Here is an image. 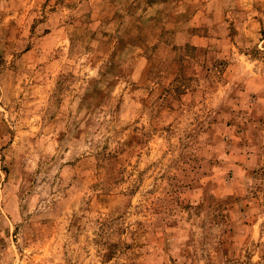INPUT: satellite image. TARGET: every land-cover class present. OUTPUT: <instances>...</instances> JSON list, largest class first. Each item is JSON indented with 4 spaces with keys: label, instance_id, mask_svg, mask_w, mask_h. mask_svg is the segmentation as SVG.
<instances>
[{
    "label": "rangeland",
    "instance_id": "obj_1",
    "mask_svg": "<svg viewBox=\"0 0 264 264\" xmlns=\"http://www.w3.org/2000/svg\"><path fill=\"white\" fill-rule=\"evenodd\" d=\"M163 2L0 0V264H264V0Z\"/></svg>",
    "mask_w": 264,
    "mask_h": 264
},
{
    "label": "crops",
    "instance_id": "obj_2",
    "mask_svg": "<svg viewBox=\"0 0 264 264\" xmlns=\"http://www.w3.org/2000/svg\"><path fill=\"white\" fill-rule=\"evenodd\" d=\"M157 1H160V0H157ZM162 1H164L166 4H169V1H172V2H184L185 0H162ZM212 1L213 0H209V1H207V0H201V2H199V4H197L195 7H194V10H197L198 9V12H199V17H201L200 15H201V13H200V11H201V9L203 8V10L205 11V9H206V7L208 6V4H210L209 5V8H212ZM163 2V3H164ZM187 3H189V2H187ZM187 3H185V4H187ZM217 5H215V6H213V7H215V8H217L216 7ZM219 9H220V7H219ZM202 12V11H201ZM203 13V12H202ZM196 19V18H195ZM205 21H203V22H198V21H196V20H190V22H189V24L188 25H196V24H198V23H200V24H203ZM191 34V35H190ZM189 34V37H187L186 39L187 40H190L191 38H194V37H198L199 35L197 34V33H190Z\"/></svg>",
    "mask_w": 264,
    "mask_h": 264
}]
</instances>
